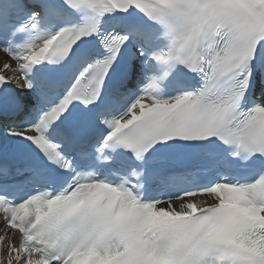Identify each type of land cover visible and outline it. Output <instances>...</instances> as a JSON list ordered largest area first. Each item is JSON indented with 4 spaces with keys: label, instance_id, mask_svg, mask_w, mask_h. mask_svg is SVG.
I'll use <instances>...</instances> for the list:
<instances>
[{
    "label": "snow or ice",
    "instance_id": "obj_1",
    "mask_svg": "<svg viewBox=\"0 0 264 264\" xmlns=\"http://www.w3.org/2000/svg\"><path fill=\"white\" fill-rule=\"evenodd\" d=\"M0 52V264H264V0H0Z\"/></svg>",
    "mask_w": 264,
    "mask_h": 264
},
{
    "label": "bare ground",
    "instance_id": "obj_2",
    "mask_svg": "<svg viewBox=\"0 0 264 264\" xmlns=\"http://www.w3.org/2000/svg\"><path fill=\"white\" fill-rule=\"evenodd\" d=\"M4 58V55H2L1 53H0V60H2Z\"/></svg>",
    "mask_w": 264,
    "mask_h": 264
}]
</instances>
